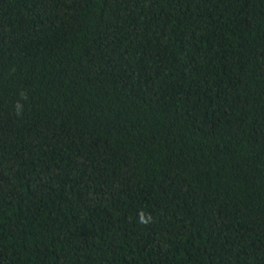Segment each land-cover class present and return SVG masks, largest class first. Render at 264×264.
<instances>
[{
    "label": "trees",
    "instance_id": "1",
    "mask_svg": "<svg viewBox=\"0 0 264 264\" xmlns=\"http://www.w3.org/2000/svg\"><path fill=\"white\" fill-rule=\"evenodd\" d=\"M0 264H264V0H0Z\"/></svg>",
    "mask_w": 264,
    "mask_h": 264
},
{
    "label": "clouds",
    "instance_id": "2",
    "mask_svg": "<svg viewBox=\"0 0 264 264\" xmlns=\"http://www.w3.org/2000/svg\"><path fill=\"white\" fill-rule=\"evenodd\" d=\"M142 222L146 223L147 221H143V220H142Z\"/></svg>",
    "mask_w": 264,
    "mask_h": 264
}]
</instances>
